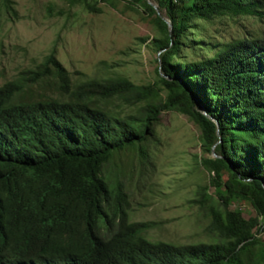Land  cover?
<instances>
[{
    "label": "trees",
    "instance_id": "16d2710c",
    "mask_svg": "<svg viewBox=\"0 0 264 264\" xmlns=\"http://www.w3.org/2000/svg\"><path fill=\"white\" fill-rule=\"evenodd\" d=\"M66 1L88 12L115 6ZM127 1L145 7L160 30L157 81L135 83L102 60L95 75L74 84L51 53L0 86V264H264V37L232 38L196 60L181 55L195 19L263 18L264 0H151L159 11L150 0ZM2 11L16 15L14 0H0ZM46 78L61 96L20 98L29 81ZM125 106L134 111L123 113ZM167 110L201 128L211 181L191 202L211 218L210 241L151 240L155 223L131 221L122 183L111 187L104 172L119 151L140 145L145 153ZM238 202L255 213L246 216Z\"/></svg>",
    "mask_w": 264,
    "mask_h": 264
},
{
    "label": "rangeland",
    "instance_id": "374dc122",
    "mask_svg": "<svg viewBox=\"0 0 264 264\" xmlns=\"http://www.w3.org/2000/svg\"><path fill=\"white\" fill-rule=\"evenodd\" d=\"M114 2L115 6L102 3V12H88L66 0H14L16 15L0 12V86L35 68L51 53L66 67L74 84L95 75L102 60L135 83L157 81L160 53L153 39L160 36L159 28L145 7L132 6L127 0ZM193 25L181 48L187 60L210 56L215 44L232 38L264 37V17L256 15L227 13L195 19ZM61 94L46 78L29 81L20 98ZM111 107L121 112L120 105ZM131 111L134 107L125 106L122 112ZM200 137V126L187 114L167 110L144 143L145 153L140 145L126 148L105 165L111 187L121 182L127 193L130 220L155 223L146 232L151 240L192 243L213 239L207 229L211 220L207 211L191 202L199 187L211 181V173L201 163L209 154L203 151ZM210 191L214 193V188ZM233 207L243 209L246 216L255 213L246 202ZM258 237L264 242V231ZM259 245L252 247L254 253Z\"/></svg>",
    "mask_w": 264,
    "mask_h": 264
},
{
    "label": "water",
    "instance_id": "95a60500",
    "mask_svg": "<svg viewBox=\"0 0 264 264\" xmlns=\"http://www.w3.org/2000/svg\"><path fill=\"white\" fill-rule=\"evenodd\" d=\"M150 2L153 3L154 6H155V8L159 11V6H158V4L152 2L151 0H150ZM165 19H166V21L169 23L170 27L173 28V23H172V21H171L169 18H167V17H165ZM216 155H217V154H216Z\"/></svg>",
    "mask_w": 264,
    "mask_h": 264
}]
</instances>
